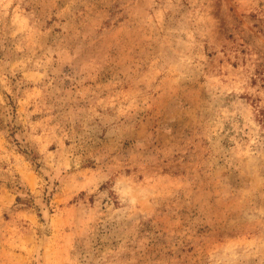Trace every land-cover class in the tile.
I'll return each instance as SVG.
<instances>
[{
    "label": "rangeland",
    "instance_id": "374dc122",
    "mask_svg": "<svg viewBox=\"0 0 264 264\" xmlns=\"http://www.w3.org/2000/svg\"><path fill=\"white\" fill-rule=\"evenodd\" d=\"M0 264H264V0H0Z\"/></svg>",
    "mask_w": 264,
    "mask_h": 264
}]
</instances>
